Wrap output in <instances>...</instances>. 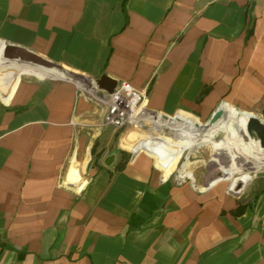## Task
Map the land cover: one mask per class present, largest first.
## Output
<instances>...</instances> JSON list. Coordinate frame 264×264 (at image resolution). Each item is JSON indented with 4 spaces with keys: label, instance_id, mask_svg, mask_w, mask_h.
Instances as JSON below:
<instances>
[{
    "label": "crops",
    "instance_id": "0c3cea01",
    "mask_svg": "<svg viewBox=\"0 0 264 264\" xmlns=\"http://www.w3.org/2000/svg\"><path fill=\"white\" fill-rule=\"evenodd\" d=\"M0 42L58 70L0 74V264H264V178L234 163L264 164L245 127L264 122V0H0ZM101 75L172 140L128 148L85 93ZM219 107L196 146L234 151L216 166L240 191L171 181L192 117Z\"/></svg>",
    "mask_w": 264,
    "mask_h": 264
},
{
    "label": "rangeland",
    "instance_id": "374dc122",
    "mask_svg": "<svg viewBox=\"0 0 264 264\" xmlns=\"http://www.w3.org/2000/svg\"><path fill=\"white\" fill-rule=\"evenodd\" d=\"M6 63V62H5ZM27 65V64H26ZM34 68V67H33ZM45 69H51L53 72L57 69L49 66L43 67ZM54 69V70H53ZM3 73H12L16 75L14 72L11 71H0V74ZM22 77H31L30 75H21ZM95 92L91 90H85V93L92 99V101L96 104H98V98H101L100 92H97L96 89H94ZM96 104V105H97ZM101 106L105 109L106 113L108 111L107 107L105 105H97ZM140 104H137L136 109L139 110V113L141 116L149 115L144 109L140 108ZM128 112V113H127ZM127 113V114H126ZM125 120L122 126L116 127V125L109 124L104 120V123L109 125L113 128H119V131L122 133L123 136L122 139L127 140V136L130 134H134L135 138L129 142V147L132 146L136 147L137 145L141 144L143 142L144 137H150V136H168V129L164 125H154L153 123L144 120V119H137L133 120L130 117H133L135 115L134 111L128 110L126 111ZM130 116V117H129ZM203 124V122L199 121L197 118L192 117L191 122V138L188 143V147L186 151L183 153L182 157L180 158L176 169L170 175L168 178L171 181H174L176 183L179 182H189L192 186L198 187L200 189L204 187H208L211 182L217 180V179H223L227 178L229 179V183L233 185L234 190L240 191L238 182L236 183L235 180L239 177H241V173H236L230 176L225 175L222 171V168H219V166H216V164L221 163L225 168L230 165V158L229 156L232 155L234 151L229 152L230 154H226V152L222 150H215L213 149L212 145L209 143L201 144L199 146H196L197 143V137L200 134L201 130H198L195 128V126H199ZM242 138V137H241ZM226 139L224 132H218L215 136V141L222 143ZM244 140V137L242 138ZM128 143V141H126ZM131 149V148H130ZM244 158H240L237 160L239 165L235 164V167L238 171H242V173H247L251 176L250 179H256L259 177L264 178V164L258 162L254 158H248L243 156ZM179 170H182L181 173H179ZM191 173L193 180L189 179L188 177L184 176L185 173ZM232 188V187H231Z\"/></svg>",
    "mask_w": 264,
    "mask_h": 264
},
{
    "label": "water",
    "instance_id": "95a60500",
    "mask_svg": "<svg viewBox=\"0 0 264 264\" xmlns=\"http://www.w3.org/2000/svg\"><path fill=\"white\" fill-rule=\"evenodd\" d=\"M2 47V58L11 61V62H19L22 64L33 65L37 67H45L49 66L45 61L40 59L39 57L35 56L34 54L30 53L29 51L21 48H17L6 43L0 42V48ZM95 86L97 89L104 91L107 94H112L116 85L117 81L113 80L105 75H101L98 79L94 81ZM161 118L167 119L168 117L162 116ZM225 118V113L223 111V107H219L216 111L211 115L210 119L201 124L195 126L196 129L201 131H208L210 128L215 126L218 122ZM247 131H252L258 141L259 146L264 149V122L259 120L256 117H250L246 123Z\"/></svg>",
    "mask_w": 264,
    "mask_h": 264
},
{
    "label": "built area",
    "instance_id": "2783aa9c",
    "mask_svg": "<svg viewBox=\"0 0 264 264\" xmlns=\"http://www.w3.org/2000/svg\"><path fill=\"white\" fill-rule=\"evenodd\" d=\"M101 96L98 101L108 109L104 120L116 127L123 125L128 108H136L137 104L142 106L144 99L143 93L136 91L126 82H117L112 94L101 91Z\"/></svg>",
    "mask_w": 264,
    "mask_h": 264
},
{
    "label": "bare ground",
    "instance_id": "6f19581e",
    "mask_svg": "<svg viewBox=\"0 0 264 264\" xmlns=\"http://www.w3.org/2000/svg\"><path fill=\"white\" fill-rule=\"evenodd\" d=\"M1 53H2V47L0 48V71H6L7 70V71L14 72L16 75H19V76H21V75H32V76H37V77H39V76H41L43 74L54 73L51 69L47 70V69H45L43 67L33 68L32 66H29V65H26V64H22V63H19V62L7 61V60L2 58V56H1L2 54ZM55 73H57V71ZM52 75H54V74H52ZM128 109L131 110V111H134V108H132V107H129ZM134 112H135V114L137 113L136 109H135ZM130 118H132V117H130ZM163 137H167V138L172 140V137L169 135V133H168V136H163ZM243 156H245V155L240 153V154H238L237 158L238 159L244 158ZM245 157L250 158L249 156H245ZM238 159L234 160V163H236L237 165H239V163L237 162Z\"/></svg>",
    "mask_w": 264,
    "mask_h": 264
}]
</instances>
